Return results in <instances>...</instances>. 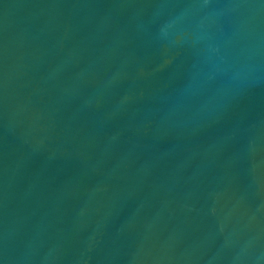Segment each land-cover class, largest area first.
<instances>
[{"label":"water","instance_id":"1","mask_svg":"<svg viewBox=\"0 0 264 264\" xmlns=\"http://www.w3.org/2000/svg\"><path fill=\"white\" fill-rule=\"evenodd\" d=\"M0 264H264V0H0Z\"/></svg>","mask_w":264,"mask_h":264}]
</instances>
